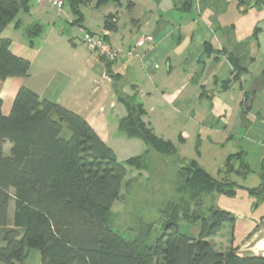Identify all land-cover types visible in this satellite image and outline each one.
<instances>
[{"label":"crops","instance_id":"crops-1","mask_svg":"<svg viewBox=\"0 0 264 264\" xmlns=\"http://www.w3.org/2000/svg\"><path fill=\"white\" fill-rule=\"evenodd\" d=\"M27 6L1 32L11 51L29 60L27 76L0 79L2 114L24 86L80 115L111 146L127 113L118 96L135 95L157 136L173 144L196 139L211 148L233 146L228 153L214 150L208 161L213 171L196 161L215 178L234 173L251 180L229 179L236 184L232 197L215 194L214 204L235 217L232 239L215 247L226 251L252 240L264 219V0H84L78 4L80 22L71 0L59 10L37 0ZM109 14L112 30L102 27ZM34 24L40 30L30 37L25 30ZM86 33L123 52L141 34L154 40L113 61L107 72L103 59L83 43ZM226 80L231 83L224 88ZM170 131H178L175 139ZM9 147L4 144L5 153ZM237 153L241 157L225 170L228 156ZM13 210L11 199L9 225Z\"/></svg>","mask_w":264,"mask_h":264},{"label":"trees","instance_id":"trees-1","mask_svg":"<svg viewBox=\"0 0 264 264\" xmlns=\"http://www.w3.org/2000/svg\"><path fill=\"white\" fill-rule=\"evenodd\" d=\"M71 1L75 21L80 22L78 4L84 0ZM27 2L0 0V79L28 75L29 60L14 54L10 39L1 36L17 14L28 9ZM113 17L105 16L104 29H113ZM39 30L34 24L25 33L31 37ZM103 61L110 71L113 61ZM118 100L127 108L118 123L120 133L138 137L146 146L123 162L84 118L61 104L21 86L10 112L3 115L0 98V262L21 264L28 249L36 248L40 264H264L262 254L242 255L237 247L220 251L209 240L223 223L234 225V215L215 205L214 196H234L236 184L213 177L195 159L179 162V197L168 204L167 220L153 241L151 224L142 225L132 239L112 229L111 207L130 181L124 179L126 165L143 170L150 151L176 154L175 145L143 120L145 111L135 95H119ZM5 143L10 144L8 153ZM241 155H229L224 169L229 171ZM241 167L244 172L243 163ZM182 219L199 223L196 237L179 228Z\"/></svg>","mask_w":264,"mask_h":264},{"label":"rangeland","instance_id":"rangeland-1","mask_svg":"<svg viewBox=\"0 0 264 264\" xmlns=\"http://www.w3.org/2000/svg\"><path fill=\"white\" fill-rule=\"evenodd\" d=\"M160 133V132H159ZM175 139L177 132H169ZM176 154L183 155L187 160L195 159L200 161L209 171H213L214 164H208L214 150L221 152L231 151L233 146L229 144L217 148L206 146V141L196 139L184 141L181 144L175 139ZM116 154L118 161L123 162L129 157L141 154L146 146L138 137H126L119 133L118 138L111 142L110 146ZM150 151L147 163L143 170H138L126 165L125 180H130L121 189L120 198L115 200L111 207L112 229L117 231L124 239H132L145 224H151L149 240L153 241L163 229L169 213L168 204L179 197L176 191L180 182L177 168L179 162L176 155L158 156ZM233 164V161H232ZM237 175V176H235ZM257 176V174H256ZM229 179L241 183H250L239 174L231 173ZM179 228L187 234L196 237L199 232V223H188L185 220L178 221ZM256 231V236L250 239L245 238L239 245L241 254L249 253L264 254V219ZM227 239H232V227L229 223H223L221 229L209 240L216 242L217 246L226 245ZM248 241V243H245ZM262 244V245H261ZM243 249V250H242ZM0 264H5L0 262ZM21 264H40V252L36 248H29Z\"/></svg>","mask_w":264,"mask_h":264},{"label":"built area","instance_id":"built-area-1","mask_svg":"<svg viewBox=\"0 0 264 264\" xmlns=\"http://www.w3.org/2000/svg\"><path fill=\"white\" fill-rule=\"evenodd\" d=\"M38 2H43L49 4L50 6L56 8L57 10L61 9L65 0H37ZM153 36L151 34H141L138 36L134 42V46L127 50L126 52L121 51L119 48L112 46L107 42L103 36L86 33L83 38V43L88 50L97 54L100 58L106 61H120L126 57H131L133 53V48L143 47L147 44L153 43ZM107 78V76H104Z\"/></svg>","mask_w":264,"mask_h":264},{"label":"bare ground","instance_id":"bare-ground-1","mask_svg":"<svg viewBox=\"0 0 264 264\" xmlns=\"http://www.w3.org/2000/svg\"><path fill=\"white\" fill-rule=\"evenodd\" d=\"M264 242V241H263ZM262 245V244H261ZM264 246V245H263Z\"/></svg>","mask_w":264,"mask_h":264}]
</instances>
